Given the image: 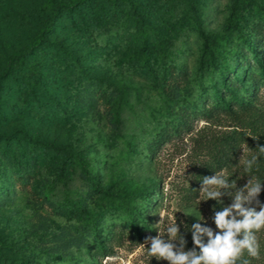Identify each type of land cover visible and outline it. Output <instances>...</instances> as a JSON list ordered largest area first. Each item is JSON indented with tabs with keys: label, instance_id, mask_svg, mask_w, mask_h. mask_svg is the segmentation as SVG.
Listing matches in <instances>:
<instances>
[{
	"label": "rangeland",
	"instance_id": "1",
	"mask_svg": "<svg viewBox=\"0 0 264 264\" xmlns=\"http://www.w3.org/2000/svg\"><path fill=\"white\" fill-rule=\"evenodd\" d=\"M70 1L0 0V134L14 136L0 142V264H148L141 244L173 215L190 250V226L199 221L188 210L198 207L215 227L216 202L200 201V180L227 171L243 187L244 149L264 146V81L254 60L264 69V0H128L117 55L111 35L86 42L64 16L52 20L46 42L68 45L82 78L100 92L87 101L70 86L61 51L47 47L8 64L29 50L52 9ZM140 37L152 52L146 71L140 62L117 63ZM214 90L224 106L211 99ZM116 112L124 120L118 138ZM251 175L264 178V157ZM235 190H221L224 206ZM257 235L261 256L251 264H264V230Z\"/></svg>",
	"mask_w": 264,
	"mask_h": 264
},
{
	"label": "clouds",
	"instance_id": "2",
	"mask_svg": "<svg viewBox=\"0 0 264 264\" xmlns=\"http://www.w3.org/2000/svg\"><path fill=\"white\" fill-rule=\"evenodd\" d=\"M261 157H264V146H259L257 151L244 149V172L249 179L241 188H236L235 180H229L231 176L227 171L203 177L199 189L203 199L200 201L212 199L216 202L212 217L214 229L206 226L198 207L188 210L185 214L194 216L199 222L190 226L193 247L186 251V241L179 235L173 215L171 222L158 230L156 236L146 238L141 244L147 249L148 264L151 258L165 260L168 264H251L252 259H259L262 247L257 233L264 230V203L259 200V194L264 178L251 174L259 171ZM222 189H236L234 195L226 192L232 199L228 206L220 199L224 194ZM146 244L150 246L145 247ZM111 259L122 260L123 257Z\"/></svg>",
	"mask_w": 264,
	"mask_h": 264
},
{
	"label": "trees",
	"instance_id": "3",
	"mask_svg": "<svg viewBox=\"0 0 264 264\" xmlns=\"http://www.w3.org/2000/svg\"><path fill=\"white\" fill-rule=\"evenodd\" d=\"M126 3V7L129 6V1L128 0H73L70 2H65L62 4H59L55 6L52 11L51 15L48 20L43 21L41 25V32L35 42H33L30 45V48L28 51L22 53V54H12L9 56L8 59V64L10 62L18 61V60H23L26 58H31L36 52H43V48H51L54 50V52L61 51L63 54H67L65 57H61V59L65 60H60V58H56L54 56L53 58L58 59L59 61H63L62 63L67 64V69L69 70V80H70V86H72V89L75 93H81L82 95L84 94V101L88 100L87 98L90 94L93 95H99V91L96 90L95 86H93V79L92 78H82V75L80 73V68L77 66V61L76 58L73 56L72 51L69 50L68 45L63 44L62 41L58 40H51L50 42H46L47 37L49 36V33L52 31L50 22L53 21H59L61 17H65L66 20V27L68 26L67 29H70V33H76L79 37H81L84 41H89L93 37L97 38L102 37L104 35H111L114 37L115 43L112 45H109L108 47H114V52L113 54L117 55L119 50L122 47V42L124 40V34L123 32H127L128 28V20H127V12H125L126 7H121L122 4ZM130 23V22H129ZM200 33V30H198ZM95 35V36H93ZM122 36V37H121ZM140 44L138 42V47H135L133 49H130V55L122 54V62H117L120 63L121 66H125L124 64L127 63V61H136L140 62V67L145 68V71L147 69V66L145 64V61L148 59L150 55H152L151 49L147 46V40L145 38L140 37ZM93 42H95L93 40ZM251 47L250 42L246 41L245 43V48L249 49ZM155 48V47H153ZM165 51V48L163 47L161 50H159V53H163ZM111 51V50H110ZM73 56V57H72ZM131 58V59H130ZM126 59V60H125ZM258 65H259V70H260V77L261 80L264 81V69L260 65L259 60L257 58L254 59ZM124 61L126 63H124ZM47 63H52L53 66H58V61L53 60V62H50L48 59L46 60ZM134 66V65H133ZM48 68V66H45ZM131 66L129 67V69ZM134 69V68H133ZM131 70V69H130ZM81 75V76H80ZM235 81L239 82L238 78H234ZM96 82V81H95ZM211 83V87L215 88L214 86V81L211 79L209 80ZM97 85L100 82H96ZM220 85L225 86V80H221ZM212 88V89H213ZM227 95H230V99L234 100L237 102V95L233 88H227L226 90ZM76 94V95H77ZM78 94V96H79ZM110 97V94H108ZM112 95V94H111ZM211 99L215 100L216 104L218 106H224L223 104V94L219 92L218 90H214V93L211 95ZM109 100V98H108ZM235 103V102H234ZM235 105V104H233ZM227 107V105H226ZM227 109V108H226ZM55 110L57 111V108L55 107ZM119 112H116V118L111 120V124L113 125V132L112 134L114 137H120L122 136V129H123V118L121 117V114ZM14 136L13 135H5V134H0V142L2 144L9 143L11 140H13ZM35 143H31V145H34ZM51 148L55 150L57 153H62L66 151V148L64 147H54L51 145ZM46 146L41 148V152H46ZM37 150V153H40V151ZM34 153L36 151L34 150ZM69 157V156H68ZM63 172V169L61 170ZM59 178L62 179L63 184L68 188L69 185H72L71 179L68 176H61L59 175ZM150 188H152V185H149L144 188V191H149ZM46 194H51L50 190ZM130 198H136L137 193L132 192L128 196Z\"/></svg>",
	"mask_w": 264,
	"mask_h": 264
}]
</instances>
